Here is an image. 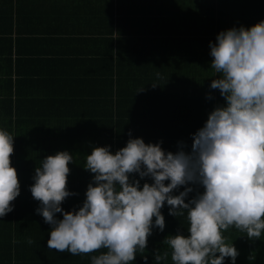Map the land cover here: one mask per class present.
Masks as SVG:
<instances>
[{
    "label": "trees",
    "instance_id": "1",
    "mask_svg": "<svg viewBox=\"0 0 264 264\" xmlns=\"http://www.w3.org/2000/svg\"><path fill=\"white\" fill-rule=\"evenodd\" d=\"M260 21L264 0H0V128L15 137L11 159L21 184L14 210L0 218V264H91L99 253L48 248L51 225L30 191L35 168L59 151L73 155L68 190L76 195L62 204L72 211L93 182L84 167L93 147L115 153L143 138L173 153L183 142L191 152L193 135L224 103L210 87L217 78L210 42ZM185 187L194 189L186 202L203 192L198 184ZM161 211L164 231L154 227L131 264H155L157 250L169 251L161 264H172L163 241L187 235L188 222L186 214L170 215L167 204ZM225 235L239 251L236 264H264V234L250 240L231 228Z\"/></svg>",
    "mask_w": 264,
    "mask_h": 264
},
{
    "label": "clouds",
    "instance_id": "2",
    "mask_svg": "<svg viewBox=\"0 0 264 264\" xmlns=\"http://www.w3.org/2000/svg\"><path fill=\"white\" fill-rule=\"evenodd\" d=\"M211 68L217 74L211 89L224 103L209 113L193 135L191 152L183 142L176 153L159 143L130 138L113 153L110 146L93 147L85 170L94 174L82 206L65 211L62 204L76 195L68 190L69 151L46 156L35 168L32 197L36 209L51 225L48 248L72 255H91V264H131L148 246L153 228L166 227L162 208L184 217L187 235H168L172 264H236L239 251L225 235L231 228L250 240L264 234V21L233 27L210 42ZM211 99V95L208 97ZM131 136V133H129ZM15 137L0 128V218L14 210L21 194L12 165ZM141 179L151 177L152 183ZM166 181H170L166 184ZM203 192L186 202L193 192ZM184 187L179 194L174 191ZM62 214V219L57 214ZM32 244L31 239L28 240ZM169 251L157 250L155 264L167 261ZM250 256L249 259H254ZM147 261V256H144Z\"/></svg>",
    "mask_w": 264,
    "mask_h": 264
}]
</instances>
